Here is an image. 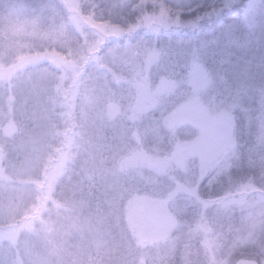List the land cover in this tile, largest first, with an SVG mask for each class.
Instances as JSON below:
<instances>
[{
  "label": "rangeland",
  "instance_id": "374dc122",
  "mask_svg": "<svg viewBox=\"0 0 264 264\" xmlns=\"http://www.w3.org/2000/svg\"><path fill=\"white\" fill-rule=\"evenodd\" d=\"M103 1L110 2L107 4L110 5L111 10L119 11L115 14L110 12L117 17L118 22L116 20L113 21L114 23L98 22L95 16H87L86 20L93 28H88L87 25L81 23L75 24L73 32L77 35L76 45L71 46L70 40H66L61 45L62 51L53 50L50 53L37 52L38 47H44L43 42L39 43L38 39L44 36L47 40L53 39V42H56L59 39L62 40L57 33L65 32L63 35L66 34L69 38L71 32L69 26L65 30L66 23L60 15L61 9L59 10L52 4L54 0H17L8 6L7 16L0 17V23H4V27L0 26V31L3 29L0 37L3 45L13 42L20 50L34 48V53H38L42 58V61L39 60L40 64L45 65L37 71L35 76L20 77L17 81L20 84L13 88L15 94L20 96L12 102V106L5 109L6 112L0 119V264H5L6 261L1 255L5 246L18 251L21 246H24L23 241H30L33 245L31 248L33 252L27 250L26 253L32 262L35 260L32 259L30 253L36 256V250L39 252L43 248L41 254H44V259L48 264L69 263L65 260V241L57 245L59 238L66 237L68 233L65 229L67 214L60 216L59 211H56L60 204L53 200V193L60 177L73 159L76 142L81 141L82 138L90 141L89 144L82 143V147L85 146V149L89 151H98L96 164L99 166L97 168L103 169L102 164L107 159L101 158L103 151L99 150L101 146L105 147L102 138L104 135L101 134L100 128L105 129L106 125H111L115 130V133L111 134L112 138L115 139L117 133L116 135L123 142L122 148L116 152L115 161L109 160L112 163L111 176L117 179L126 178L134 174L133 172H148L153 169L158 172L164 171L167 177L176 178L177 181L173 182V179L170 182L175 184L172 193L177 196L194 194L195 171L198 168L195 163L197 158L200 160L202 156L208 154L210 156L208 169H214L222 164L227 153L232 149L233 143L230 138L221 139L214 132L224 123L225 126H230L227 124V119L222 118L221 113H210L205 105H202L197 93L194 95L195 100L186 108L187 119L185 121L181 116H175L172 118L174 126L172 124L169 126L166 124L168 118L165 116L147 118L151 106L162 102L156 97L163 96L173 86V83L163 76L165 70H168L172 57L171 49L173 53L181 52L172 57L173 61H178L179 66L192 56L190 52H183L181 48L173 47L175 44L171 45L168 41H164L165 44L158 42L161 47L157 49L155 47L157 40L154 39H157L160 34L169 33L172 26L185 27L180 28L186 34L194 33L196 21L189 17L192 13L191 9H184L180 3L178 4L179 0ZM253 1L257 0H250L244 6L241 16V23L245 27L241 35L244 34L246 38L249 36V39L243 36L235 39V42L241 40L240 45L248 46L247 49L251 45V55H254L255 47L259 45L258 55L261 60L258 63V73L261 75V80L257 86L260 95L258 105L261 116H264V8L257 9ZM73 4L78 5L79 8V0H71L70 5ZM179 7L184 10L182 14H185L187 19L184 20L181 17L182 14L177 9ZM104 8L106 9V6ZM258 11H261L259 14L261 18L259 22H256L252 18ZM162 28L166 30L164 33ZM228 30L229 25L224 28L226 33ZM250 30L254 33L248 34ZM62 38L65 40L64 36ZM94 40L98 42L93 45ZM110 40H113L112 44L107 43ZM207 41L211 40H195V50L207 49ZM184 42L186 40H180L176 45H183ZM102 44L108 46L104 55L95 54L94 57H87L88 54L84 50L87 49L90 52L94 48L101 47ZM222 47L221 44L220 49ZM6 57H8L7 54H1L0 62ZM208 61L211 64L209 59ZM199 63L200 61L195 57V63L191 64L188 70L193 85L209 87L211 77L201 70ZM241 63H243V82H246V78L254 79L257 72L245 76L246 64L244 61ZM174 85L175 88L182 87V78L177 76ZM68 87L70 93L67 97L74 108L73 112L68 113L67 116L64 114L56 118L51 117L50 112L55 113L54 101L65 95L64 90ZM109 95H111L110 98ZM102 97L108 101L102 100ZM94 108L98 110L99 115H96V119H90L89 114ZM105 111L106 114H104ZM73 119L75 133L72 135L67 131L66 145L64 144V133ZM17 121L20 124H17ZM189 121L194 122L192 124L194 126H190L195 128L198 125L199 130L195 134V130L191 128L193 133L184 136L182 129L186 128V125H181ZM23 122H32L37 127L35 136H38V131H41L48 141H55L50 152L45 153L39 145L34 150L33 143L30 140L26 142V137L22 138L25 126ZM118 124V127H114ZM55 125L65 127L60 130ZM163 126L170 128L168 136L173 139L172 148L168 151L169 154L164 152L163 155L156 156L161 151V147L154 143L151 148L156 152L151 155L142 147H148L146 141L143 140V135L149 129H160L162 133ZM54 128L57 131H54ZM84 128H87V131L82 132L81 129ZM27 133L31 135V132ZM104 134L107 138L106 133ZM36 139L38 141V138ZM5 141H9L10 149H12L9 152L4 147L3 142ZM259 141L261 153L263 152L264 156V123L261 125ZM111 143L108 141L106 145L111 148ZM64 146H66L65 149ZM20 147L23 150H20ZM25 149L28 153L24 152ZM43 155L45 157H42ZM58 155H60V160L57 162L54 159ZM52 159L57 163L46 173L44 182V174L47 167L52 164L50 163ZM261 171L262 178H264V169ZM142 187L145 186L142 185ZM147 191V189L134 190L128 199H125L127 206L125 204L123 207L127 211L125 213L127 229L134 238V245L141 252L148 246L168 241L173 230L178 226L174 215L169 211L167 194L169 192L171 194V191H164L161 199L146 194L149 192ZM259 197L262 196L259 195ZM263 198L256 199L254 204L262 202ZM242 201L245 200L242 199ZM51 202L55 206L52 207ZM49 210L54 217L48 223L47 232L41 230V232H36L38 235L32 234L35 233L33 229L37 230L41 226L46 228V221L42 219ZM69 210L67 208V213ZM33 214L38 216L37 219L27 218L34 216ZM249 214L252 219L258 218L256 210L249 211ZM8 223L9 225H6ZM67 225L71 233L72 223L69 221ZM81 241L82 237L79 243ZM212 255L214 257L213 251ZM183 256L185 258L186 252H183ZM191 263H193L192 260ZM212 264L215 263L212 262Z\"/></svg>",
  "mask_w": 264,
  "mask_h": 264
},
{
  "label": "trees",
  "instance_id": "16d2710c",
  "mask_svg": "<svg viewBox=\"0 0 264 264\" xmlns=\"http://www.w3.org/2000/svg\"><path fill=\"white\" fill-rule=\"evenodd\" d=\"M16 1L0 0V17L2 15L6 17L8 6ZM249 2L250 0H179L178 4L180 3L184 9H191L192 13L189 17L196 21L195 32L186 34L181 29L185 27L172 26L169 33L162 28V32L165 34H160L157 39H154L157 40L155 45L157 49L161 47L158 42L165 44L164 41H168L171 45L175 44L173 47L181 48L183 52H190L189 54L192 56L179 66L178 61H173L172 57L181 52L173 53L171 49L172 57L168 70H165L163 76L171 81L173 86H169L170 88L163 96L156 97L162 102L154 103L151 106L147 118L154 119L165 116L168 118L166 124L169 126L173 125L172 118L175 116H181L185 121L187 119L186 108L195 100L194 95L197 93L202 105H205L210 113H221L222 118H226L227 124L230 125L225 126L224 123L221 125L224 129L217 132L218 137L230 138L233 143L232 149L227 153L222 164L214 169H208L210 156L206 154L200 160L197 158L195 163L198 168L195 171L194 194L192 196L190 194L177 196L172 193L175 184L170 182L173 179V182L177 181L176 178L167 177L164 171L158 172L153 169L148 172H133L134 174L126 176V178L119 177L117 179L111 176L112 163L109 160L115 161L116 152L123 146L121 138L116 135L117 133L115 139L112 138L111 134H114L115 130L111 125H106L105 129L100 128L101 134L105 136L104 133H106L107 135V138L102 136L105 147L101 146L99 149L103 151L101 158L107 159L102 164L103 169L97 168L99 166L96 164L98 151L85 149V146L82 147V143L89 144L90 141L80 139L81 141L76 142L73 159L60 177L53 193V200L60 204L56 211H59L60 216L67 214L65 229L68 233L66 237L59 238L57 245H61L65 241L64 254L68 264H212V262L215 264H236L241 259H252L259 264H264V200L254 204L256 199L264 197V178H262L261 171L264 169V156L263 152L261 153L259 141L264 116H261L260 113L258 105L260 95L257 90L261 80V75L258 73V63L261 60L258 55L260 50L258 45L255 47L254 55H251V45L247 49L248 46L240 45L241 40L235 42V39L239 37L246 38L244 34L241 35L245 30L241 23V16L244 6ZM70 3L71 0H54L52 3L56 8L62 10H60V15L66 23L65 30L68 26L70 27L72 32H70V37L68 38L66 34L63 35L65 32L57 33L62 40L53 42V39L47 40L46 37L41 36L38 42H43L44 47H38V53L42 51L50 53L53 50L62 51L61 45L66 40H70L71 46L76 45L77 35L73 32L74 25L81 23L87 25L88 28H93L86 20L87 16H95L98 22L114 23V20L117 21V17L111 13L115 14L119 11L111 10L110 5L107 4L110 3L108 1L106 3L103 0H79V8H82V11L78 5L71 6ZM253 3L257 9L264 8V0L253 1ZM105 6L109 12L104 8ZM177 9L180 14L184 13L180 7ZM260 12H256L252 18L253 21L259 22ZM181 17L184 20L188 18L185 14H182ZM132 21L134 20L132 19ZM227 25H229L228 33L224 31ZM0 26L4 27V23H0ZM2 32L3 29L0 31V37ZM251 33L254 31L250 30L248 34ZM63 36L65 40L62 38ZM53 37L56 38L54 35ZM246 39H249V36ZM180 40H186V42L183 45H176ZM195 40L211 41H207V49L195 50ZM112 41L107 43L112 44ZM97 42L98 40H94L93 45ZM105 44L90 52L87 49L84 52L88 54L87 57H94L95 54L102 56L107 52L108 46ZM221 44L222 49H220ZM38 53H34V48L20 50L13 42L3 45V40H0V55H8L4 61L0 62V119L5 114V109L12 106V102L20 96L13 90L16 85L20 84L17 82L20 77L35 76L39 69L45 67L40 64L42 58ZM195 57L200 61L201 70L211 77L209 87L206 85L205 87L200 86V88L193 85L188 70L190 65L195 63ZM243 61L246 64L245 76L257 72L254 79L246 78V82H243V63H241ZM177 76L182 78L183 83L179 88H175L174 85ZM64 91H66L65 95L58 97L54 104L51 99L55 108V113L50 112L53 118L64 114L67 116L74 110L67 97L70 93L69 87ZM101 99L108 101L104 97ZM89 115L90 119H96V115H99L98 110L92 109ZM189 122H184L181 125H186V128L182 129L184 136L191 135L192 129L195 130V134L199 130L198 125L193 128L194 122ZM17 124L20 122L17 121ZM23 124L25 126L22 138L26 137V142L30 140L34 150L39 145L45 153L50 152L55 141H48L41 131H38V136H35L37 127L32 122H23ZM73 125L74 119L70 126L66 127L64 144H66L67 131L72 135L75 133ZM118 126L119 124L114 127ZM169 126H163L162 133L160 129L146 130L143 140L146 141L148 147L142 146L144 150L151 155L155 154L156 151L151 146L157 143L162 152L159 151L156 156L163 155L164 152L169 154L168 151L172 148L173 143V139L168 136ZM55 127L62 130L65 126L55 125ZM57 129L54 128V131ZM81 130L85 132L87 128ZM27 132H31V135ZM55 135L53 137L57 136ZM16 141L19 143L18 139ZM108 141L112 142L111 148L106 145ZM3 144L8 152L12 150L9 141H5ZM65 148L66 146H64ZM20 150L23 148L20 147ZM24 152L28 153L26 149ZM54 160L58 162L60 155ZM54 160L52 159L50 162L52 164L46 169L44 182L46 173L57 163ZM166 181L171 184L169 182L167 184ZM137 189H147L149 192L147 191L146 194L159 199L164 196V191H171V194L170 192L167 194L169 211L178 222V226L173 230L168 241L148 246L143 252L134 245V238L127 229L125 214L127 211L123 208L125 204L127 206L125 199H128V196ZM51 204L52 207L55 206L52 202ZM67 208L70 209L68 213ZM254 210L258 213L256 219H252L249 214V211ZM33 215L27 218L37 219L38 216ZM44 216L42 220L46 221V228L41 226L37 230L33 229L35 233L32 234L38 235L36 232H41V230L47 232L48 223L54 216L50 210ZM69 221L72 223L71 233L67 225ZM81 237L82 241L79 243ZM22 244L24 246H21L18 251L5 246L1 251V255L6 259L5 264H48L44 259V254H41L43 248L39 252L36 250V256L30 253L32 259L35 260L32 262L26 253L27 250L32 251L33 245L30 241H23ZM183 252H186L185 258ZM164 255L166 256L164 257Z\"/></svg>",
  "mask_w": 264,
  "mask_h": 264
},
{
  "label": "water",
  "instance_id": "95a60500",
  "mask_svg": "<svg viewBox=\"0 0 264 264\" xmlns=\"http://www.w3.org/2000/svg\"><path fill=\"white\" fill-rule=\"evenodd\" d=\"M237 264H257V263L251 260H241Z\"/></svg>",
  "mask_w": 264,
  "mask_h": 264
}]
</instances>
